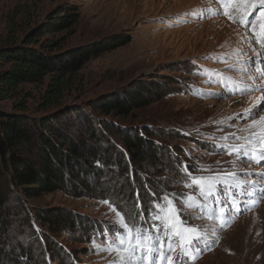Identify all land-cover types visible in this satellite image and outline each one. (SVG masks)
<instances>
[{
  "label": "rangeland",
  "instance_id": "obj_1",
  "mask_svg": "<svg viewBox=\"0 0 264 264\" xmlns=\"http://www.w3.org/2000/svg\"><path fill=\"white\" fill-rule=\"evenodd\" d=\"M66 5L80 13L74 31L51 33L42 26L32 35L39 43L58 40L55 51H61L115 35L129 36L130 42L90 60L61 104L43 108L46 76L20 83L16 97L0 98V112L24 114L29 122L53 116L55 122L67 121L63 127L74 137L88 139V126L98 127L108 117L94 111L93 102L145 86L147 104L108 118L157 144L161 161L153 166L146 160L141 168L121 138L109 134L115 145L110 166L97 163L99 168L90 170L84 193L71 184L40 197L15 189L5 254L28 264L26 251L39 260L49 238L61 252H47L40 264H119L122 256L125 264H135V257L128 261L127 253L110 249L128 237L123 223L129 226L130 218L152 225L147 219L153 207L163 216L167 197L179 220L200 237L191 247L189 234L159 237L162 253L172 245L171 264H264V160L256 162L264 151L256 139L264 130V0H0V46L25 43L48 15ZM6 67L0 62V71ZM20 101L26 105L22 110ZM120 165L129 169L127 177ZM136 174L154 189L144 184L138 194L131 186ZM200 178L215 184L212 195L201 196L193 182ZM50 209L74 220L43 225L37 214ZM151 228L141 232L155 240Z\"/></svg>",
  "mask_w": 264,
  "mask_h": 264
},
{
  "label": "trees",
  "instance_id": "obj_2",
  "mask_svg": "<svg viewBox=\"0 0 264 264\" xmlns=\"http://www.w3.org/2000/svg\"><path fill=\"white\" fill-rule=\"evenodd\" d=\"M79 17L80 13L75 6H61L47 16L46 22L30 32L25 43L0 46V62L7 64V67L0 71V98L16 97L20 83L37 82L49 76L46 90L41 95L42 106L50 108L61 104L65 94L73 86L75 77L90 60L130 42L129 36L115 35L108 40L55 51L61 46L58 40L43 44L32 36L41 31L42 26L45 32L68 31L71 34ZM35 43L39 46L34 45ZM144 88L145 86H138L127 96L115 95L96 100L91 104L92 109L108 117L128 116L134 108L148 103L143 99ZM25 107L23 101L18 102L17 108L22 110ZM64 114L65 112H61L60 117L63 118ZM108 117L103 118L98 127L88 126L86 130L88 139L84 137L78 139L63 127L67 121L63 124L55 122L53 116L29 122L24 114L0 112V264H19L17 255L5 254L9 244L7 239L9 227L12 224L9 210L10 192L19 189L25 197H40L45 193L67 190L66 185L71 184L79 194L84 193L85 188H90L88 179L90 170L99 168L97 163L110 166L115 145H110L109 134L121 138L132 160L138 162L141 168L146 165V160L153 166L160 164L161 157L157 153L159 151L157 144L144 136L126 131ZM120 170L123 171L122 176L127 177L126 172L129 170L127 166L120 165ZM136 176L137 182L131 183V186L138 188V194L141 192L140 188H144V184L154 189L141 175ZM132 196L134 202V195ZM133 204L136 205V202ZM157 215L161 216L159 210L153 207L151 216L147 219L152 225L143 223L141 225L140 219L130 218L129 227L141 232V228L145 227L146 230L152 226L157 236L162 239L167 232L161 220L155 219ZM37 219L43 225L55 227L57 224H66L65 219L73 221L74 217L69 214L67 216L60 209H50L39 212ZM47 240L48 243L41 247L44 251L39 260L36 255L26 251L28 264L46 261L47 252H61L58 244L49 238Z\"/></svg>",
  "mask_w": 264,
  "mask_h": 264
},
{
  "label": "snow or ice",
  "instance_id": "obj_3",
  "mask_svg": "<svg viewBox=\"0 0 264 264\" xmlns=\"http://www.w3.org/2000/svg\"><path fill=\"white\" fill-rule=\"evenodd\" d=\"M231 2H238L240 4H243L246 2V0H230V3ZM229 19H232V17L229 16ZM240 23L247 24V27L249 29H252V24L250 22H246L245 20L240 19ZM261 35L264 36V32H262ZM260 42L261 41L259 40L256 41V43H260ZM256 139H257V143L264 144V130L256 134ZM260 160H264V151H261L259 155V159H257L256 162L259 163ZM193 182L199 186L201 196H208L213 194V189L215 187L214 183L209 182L204 178H200L199 180H194ZM165 200H166V206L162 209L164 213L163 216L157 215L155 219L161 220V222L165 226V229H168L169 226L171 227V232L166 233L167 235L174 234L177 236H181L183 238V234H189L187 243L188 246L191 247L192 242L194 240L200 239L197 230L195 228L186 226L185 222L180 221L179 210L175 208V206L172 204L170 200L167 199V197H165ZM189 201L194 202V198L189 197ZM190 206H192L191 203ZM121 221L122 222L124 221L123 216H121ZM123 227L128 230L129 233L128 237L121 239L120 245H118L115 249H110V250L122 251L127 253L128 261H132L133 258L135 257V264H139V262L142 260L149 261V264H151V261H156L157 264H160L161 261L166 260L168 261V264H171L170 252L172 251V245L170 243L167 246V253H162L160 247L156 246L159 243V237H157L154 240L152 237L145 235L139 230H133L129 228L126 222L123 223ZM133 241H135V243H133ZM123 245H127V246L121 247ZM137 251L140 252L139 257H136ZM119 264H125V259L123 256L121 257Z\"/></svg>",
  "mask_w": 264,
  "mask_h": 264
},
{
  "label": "bare ground",
  "instance_id": "obj_4",
  "mask_svg": "<svg viewBox=\"0 0 264 264\" xmlns=\"http://www.w3.org/2000/svg\"><path fill=\"white\" fill-rule=\"evenodd\" d=\"M262 230H264V229H262ZM260 238H261V237H260ZM262 238H263V235H262ZM262 238H261V239H262ZM262 240H263V239H262Z\"/></svg>",
  "mask_w": 264,
  "mask_h": 264
}]
</instances>
